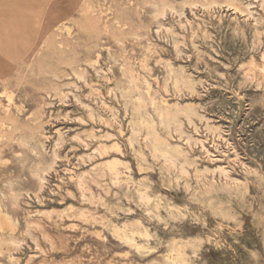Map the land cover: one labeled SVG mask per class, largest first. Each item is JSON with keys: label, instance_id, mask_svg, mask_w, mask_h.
<instances>
[{"label": "rangeland", "instance_id": "374dc122", "mask_svg": "<svg viewBox=\"0 0 264 264\" xmlns=\"http://www.w3.org/2000/svg\"><path fill=\"white\" fill-rule=\"evenodd\" d=\"M0 96V264H264V0H0Z\"/></svg>", "mask_w": 264, "mask_h": 264}, {"label": "bare ground", "instance_id": "6f19581e", "mask_svg": "<svg viewBox=\"0 0 264 264\" xmlns=\"http://www.w3.org/2000/svg\"><path fill=\"white\" fill-rule=\"evenodd\" d=\"M97 6H98V5H97ZM107 10H108V9H107ZM84 15H85V14H84ZM68 20H69V19H68ZM76 21H79V20H76ZM253 21H254V20H253ZM89 22H90V21H89ZM87 24H88V23H87ZM83 25H84V24H83ZM42 28H43V27H42ZM163 28H164V27H163ZM58 32H60V31H58ZM87 32H88V31H87ZM40 44H41V43H40ZM59 45H60V44H58V46H59ZM59 47L61 48V46H59ZM97 57H98V56H97ZM97 60H98V59H97ZM165 63H166V62H165ZM167 63H168V62H167ZM91 64H92V63H91ZM143 67H144V66H143ZM166 68H167V67H166ZM180 68H181V66H180ZM145 69H146V68H145ZM79 70H80V69H79ZM167 70H168V69H167ZM171 70H172V69H171ZM173 70H174V69H173ZM172 72H173V71H172ZM170 74H171V73H170ZM84 75H85V73H84ZM84 75H83V76H84ZM175 75H176V74L174 73V76H175ZM81 76H82V74H81ZM166 76H167V75H166ZM175 77H176V76H175ZM78 78H79V77H78ZM173 78H174V77H173ZM82 79H83V78H82ZM81 81H82V80H81ZM181 81H182V80H181ZM188 82H189V81H188ZM193 82H194V81H193ZM182 83H183V82H182ZM195 83H196V82H195ZM72 85H74V84H72ZM72 85H70V86H72ZM130 85H131V84H130ZM175 86H176V85H175ZM190 86H191V85H190ZM190 86H189V87H190ZM74 87H75V86H74ZM76 88H77V87H76ZM131 88H132V87H131ZM163 89H165V88H163ZM172 90H173V88H172ZM190 90H191V89H190ZM175 91H176V90H175ZM3 93H4V92H3ZM126 93H127V92H126ZM174 93H175V92H174ZM2 95H3V94H2ZM3 96H5V94H4ZM7 96H9V95H7ZM10 96H11V94H10ZM177 96H178V95H177ZM0 97H2V96H0ZM12 97H13V96H12ZM121 97H122V96H121ZM48 98H49V97H48ZM64 98H66V97H64ZM152 98H153V97H152ZM11 99H12V98H11ZM11 99H10V101H11ZM52 99H53V98H52ZM64 100H65V99H64ZM136 100H137V99H136ZM10 103H11V102H10ZM12 104H13V103H12ZM8 105H9V104H8ZM16 108H17V107H16ZM6 109H7V108H6ZM175 109H176V108H175ZM8 110H9V108H8ZM6 111H7V110H6ZM165 112H166V111H165ZM155 113H156V112H155ZM6 115H7V113H6ZM159 115H160V114H159ZM29 116H30V115H29ZM101 119H103V118H101ZM165 119H166V118H165ZM25 120H26V119H25ZM103 121H104V120H103ZM140 123H141V122H140ZM12 124H13V123H12ZM18 124H19V123H18ZM132 124H133V123H132ZM145 124L148 125V123H145ZM145 124H144V125H145ZM0 126H1V125H0ZM139 126H141V125L139 124ZM1 127H3V124H2ZM4 127H5V126H4ZM141 127H143V126H141ZM0 129H1V128H0ZM4 129H5V128H4ZM23 129H24V128H23ZM167 129H168V128H167ZM7 130H8V129H7ZM58 130H59V129H57V132H56V133H58ZM150 130H151V129H150ZM153 131H154V130H153ZM215 131H216V130H215ZM218 131H219V130H218ZM59 133H60V132H59ZM177 133H178V132H177ZM216 133H217V132H216ZM119 134H120V133H119ZM174 134H175V133H174ZM57 135H58V134H57ZM105 135H106V134H105ZM218 135H219V134H218ZM13 136H14V134L11 136V138H12ZM108 136H109V135H108ZM110 136H111V135H110ZM110 136H109V137H110ZM219 136H220V135H219ZM145 137H146V136H145ZM147 138H148V137H147ZM22 139H23V138H22ZM24 139H25V138H24ZM24 139H23V140H24ZM216 139H217V138H216ZM0 140H1V139H0ZM18 140H19V139H18ZM109 140H110V139H109ZM11 141H13V140H11ZM25 141H26V140H25ZM59 142H61L60 139H59ZM166 142H167V141H166ZM55 143H56V142H55ZM57 143H58V142H57ZM153 143H156V142H153ZM199 143H200V142H199ZM58 144H60V143H58ZM55 145H56V144H55ZM113 145H114V143H113ZM156 145H157V143H156ZM214 145H215V144H214ZM58 146H59V145H58ZM112 147L114 148V146H112ZM176 148H178V146H176ZM178 150H179V149H178ZM175 151H176V150H175ZM116 152H117V151H116ZM117 153H118V152H117ZM156 153H157V152H156ZM206 153H207V151H206ZM118 154H119V153H118ZM208 154H209V153H208ZM234 154H235V153H234ZM140 158H141V157H140ZM142 158H143V157H142ZM142 158H141V159H142ZM131 159H132V158H131ZM209 159H210V158H209ZM132 160H133V159H132ZM112 161H114V160H112ZM112 161H111V162H112ZM114 162H115L114 164H117L116 161H114ZM117 162H118V161H117ZM8 163H9V162H8ZM8 163H7V164H8ZM106 163H107V162H106ZM120 163H121V162H120ZM99 164H100V163H99ZM121 164H122V163H121ZM117 165H118V164H117ZM243 165H244V164H243ZM95 166H96V165H95ZM106 166H107V165H106ZM123 166L125 167V165H123ZM96 167H97V166H96ZM108 167H110V165H109ZM112 167H113V166H112ZM171 167H173V166H171ZM242 167H243V166H242ZM93 168H94V167H93ZM117 168H118V167H117ZM107 169H108V168H107ZM114 169H115V168H114ZM217 169H218V168H217ZM219 169H221V168H219ZM127 170H128V169H127ZM195 170H196V169H195ZM109 171H110V169H109ZM109 171H108V172H109ZM124 171H126V170H124ZM168 171H169V170H168ZM218 171H219V170H218ZM126 172H127V171H126ZM253 172H254V171H253ZM113 173H114V171H113ZM128 173H129V172H128ZM183 173H184V172H183ZM226 173H227V172H226ZM200 174H201V173H200ZM115 176H116V175H115ZM123 176H124V175H123ZM203 177H204V176H203ZM114 178H115V177H114ZM125 178H126V177H125ZM81 179H82V178H81ZM131 179H132V178H131ZM115 182H116V181H115ZM118 182H119V181H118ZM118 182H117V184H118ZM236 182H237V181H236ZM123 183H124V182H123ZM125 183H126V180H125ZM127 183H129V182L127 181ZM137 183H139V182L137 181ZM112 184H113V183H112ZM121 184H122V183H121ZM132 185H133V184H132ZM113 186H114V185H113ZM126 186H128V185L126 184ZM146 190L148 191V189H146ZM146 190L140 188V189H138V191H137V195L142 199V201H143V199H144V200L146 199V196H145V192H146ZM135 191H136V190H135ZM144 191H145V192H144ZM146 193H147V192H146ZM117 195H118V194H117ZM138 196H137V197H138ZM123 198L125 199V197H123ZM147 200H150V199L147 198ZM151 201H152V200L148 201L149 204H150ZM139 202H140V199H139ZM144 202H146V200H145ZM148 202H147V203H148ZM141 203H142V202H141ZM149 204H148V205H149ZM146 206H147V205H146ZM146 206H145V207H146ZM219 211H220V210H219ZM219 211H218V209H217V212H219ZM220 213H221V212H220ZM145 214L148 215V213H145ZM4 216H5V215H4ZM2 217H3V216H2ZM232 217H233V216H232ZM232 217L230 216V218H232ZM5 219H6V216H5ZM5 219H4V220H5ZM233 219H234V218H233ZM233 219H232V220H233ZM0 220H1V219H0ZM2 220H3V219H2ZM5 221H6V220H5ZM2 222H3V221H2ZM8 222H10V221H8ZM2 224H3V223H2ZM2 224H1V225H2ZM9 224H10V223H8V225H9ZM139 224H140V223H139ZM26 225H27V224H26ZM2 226H3V225H2ZM124 226H126V225H124ZM141 227H142V226H141ZM3 228H4V227H3ZM0 229H1V228H0ZM7 229H8V228H7ZM113 229H114V228H113ZM126 229H127V228H126ZM116 230H118V229H116ZM131 230H132V229H131ZM4 231H5V230H4ZM4 231H2V233H4ZM7 231H8V230H7ZM9 231L11 232V230H10V225H9ZM114 231H115V229H114ZM114 231H113V232H114ZM14 232H15V231H14ZM14 232H12V234H13ZM118 232H119V231H118ZM143 232L146 233V232L144 231V229H143ZM111 233H112V231H111ZM114 233H115V232H114ZM131 233H133V232H131ZM135 233H136V232H135ZM135 233H134V234H135ZM137 233H139V232H137ZM144 233H143V234H144ZM141 234H142V233H141ZM112 235H113V234H112ZM137 235H138V234H137ZM145 235H146V234H145ZM118 236H119V235H118ZM125 236H126V235H125ZM146 236H147L146 238H148V234H147ZM127 237H128V236H127ZM140 237H141V236H140ZM143 237H144V236H143ZM115 238H116V237H115ZM118 238H119V237H118ZM122 238H123V236H122ZM129 238H130V236H129ZM120 239H121V238H120ZM123 239H125V238H123ZM126 239H128V238H126ZM131 239H132V238H131ZM117 240H119V239H117ZM121 240H122V239H121ZM122 241H123V240H122ZM122 241H121V242H122ZM124 242H125V241H124ZM124 242H123V243H124ZM172 242H173V241H172ZM175 242H176V241H175ZM125 243H126V242H125ZM16 244H18V243L16 242ZM129 245H130V244H129ZM179 247H180V246H179ZM178 249H179V248H178ZM171 252H173V251H171ZM171 252H170V253H171ZM170 253H169V254H170ZM172 254H173V253H171V255H172ZM171 255H170V256H171ZM178 256H179V255H178ZM178 256H177V257H178ZM180 257H181V256H179V258H180ZM167 258H168V257H167ZM11 259H12V258H11ZM165 259H166V258H165ZM12 260H13V259H12ZM170 260H171V258H170ZM168 262H169V261H168ZM170 262H171V261H170Z\"/></svg>", "mask_w": 264, "mask_h": 264}]
</instances>
